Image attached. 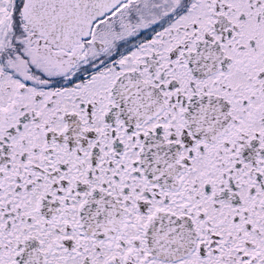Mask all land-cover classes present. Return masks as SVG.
Listing matches in <instances>:
<instances>
[{
  "label": "snow or ice",
  "instance_id": "snow-or-ice-1",
  "mask_svg": "<svg viewBox=\"0 0 264 264\" xmlns=\"http://www.w3.org/2000/svg\"><path fill=\"white\" fill-rule=\"evenodd\" d=\"M0 264H264V0H0Z\"/></svg>",
  "mask_w": 264,
  "mask_h": 264
}]
</instances>
